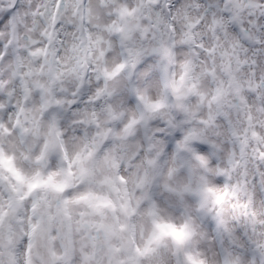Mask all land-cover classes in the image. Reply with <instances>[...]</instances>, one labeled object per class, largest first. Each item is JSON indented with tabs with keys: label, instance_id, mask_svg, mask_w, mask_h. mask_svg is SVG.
Listing matches in <instances>:
<instances>
[{
	"label": "clouds",
	"instance_id": "clouds-1",
	"mask_svg": "<svg viewBox=\"0 0 264 264\" xmlns=\"http://www.w3.org/2000/svg\"><path fill=\"white\" fill-rule=\"evenodd\" d=\"M0 264H264V0H0Z\"/></svg>",
	"mask_w": 264,
	"mask_h": 264
}]
</instances>
